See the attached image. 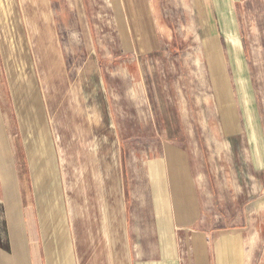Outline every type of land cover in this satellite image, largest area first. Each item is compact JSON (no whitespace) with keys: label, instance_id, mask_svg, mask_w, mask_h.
I'll use <instances>...</instances> for the list:
<instances>
[{"label":"crops","instance_id":"1","mask_svg":"<svg viewBox=\"0 0 264 264\" xmlns=\"http://www.w3.org/2000/svg\"><path fill=\"white\" fill-rule=\"evenodd\" d=\"M114 1L116 24L129 26L134 56L176 47L197 59V72L201 67L202 72L224 73L227 66L237 81L252 64L264 86V0ZM85 4L0 0V55L22 119L21 133L13 135L8 115L0 113V264H264L261 128L238 130L239 148L217 149L239 152L236 192L231 191V172L215 191L214 165L196 157L191 172L179 151L174 160L169 153L161 161L134 162L142 172L128 177L124 204L117 153L111 151L116 148L112 125L101 119L104 129H97L78 116L59 65L57 26L74 33L75 26L92 24ZM174 25L180 39L186 31L185 42L193 41L188 48L172 45ZM10 40L19 42L18 69ZM28 49L44 102L33 90L31 65L20 56L26 58ZM216 131L210 130L214 137ZM20 148L37 163L32 171L29 162L32 189L22 155L16 158ZM55 148L64 180L53 161L59 160Z\"/></svg>","mask_w":264,"mask_h":264},{"label":"rangeland","instance_id":"2","mask_svg":"<svg viewBox=\"0 0 264 264\" xmlns=\"http://www.w3.org/2000/svg\"><path fill=\"white\" fill-rule=\"evenodd\" d=\"M85 3L88 5L86 12L91 16L90 20L94 21L92 24L77 25L74 33L72 30L69 33L63 26H57L61 52L59 65L65 75L66 86L70 88V97L78 116L97 124V129H104L102 120L105 118L108 120V126L109 123L112 125L110 132H113L114 136L110 137L113 139L111 144L114 141L116 148H111V151L112 155L117 153L116 167L122 182L120 190L124 204L127 206L128 202V177L132 176V173L136 175L142 172L134 168L138 166L133 165L134 162L161 161L167 159L169 153L174 160L178 159L179 151L191 167V172H194L196 157L203 156L204 161L209 160L214 165L215 191L223 188L224 174L229 177L231 172V191L236 192L239 152L222 154L217 149L239 148L242 135H239L238 130L244 134L246 128L249 131L261 128V133L262 130L264 132V86L260 88L261 82L254 65H246L241 81H237L227 66L224 73L202 72L201 67L200 72H197V59L186 56L185 52L181 53L176 47L174 49L168 46L164 52L136 57L133 54L129 26L116 24L118 15L115 1L85 0ZM178 27L174 25L171 29L177 31ZM173 29L176 36L172 45L179 43V49L184 50L193 43L191 40L185 42L186 31L181 37L184 39H180V35ZM10 42L8 49L17 61L20 53L17 50L19 42ZM22 44L25 49L26 43L23 41ZM20 56L31 65L33 71L31 70L29 76L33 90L39 101L44 102L31 51L28 49L26 58L24 53ZM14 66L18 69L20 61ZM222 84L225 88L221 87ZM42 111L47 113L45 107ZM0 113L3 116L8 115L13 135L17 132L20 134L21 116L1 55ZM245 118H257V122L247 120L249 123H246ZM76 127L79 128L78 125ZM81 128L90 127L84 125ZM225 129L228 132L223 133ZM210 130H218L217 137H214ZM17 154L19 157L21 154L24 159L30 182L29 162L31 167L34 165L32 171L37 170V163H34L32 158L28 161L29 156L24 148L18 149ZM31 154L34 155L33 158L35 155L38 158V148H33ZM55 155L59 160L53 161L58 163L56 171L61 180V176L64 178V169L61 168V159L56 148ZM63 201L61 200V204ZM52 203L58 205L59 200L53 198ZM39 212L38 216L43 220V214L40 210ZM62 212L65 214V205ZM218 222H221V217L215 224Z\"/></svg>","mask_w":264,"mask_h":264}]
</instances>
